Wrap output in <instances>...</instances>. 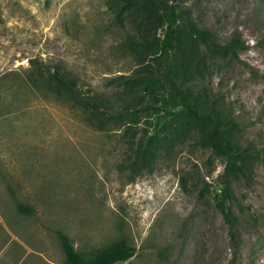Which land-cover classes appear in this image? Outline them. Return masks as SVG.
<instances>
[{
  "label": "rangeland",
  "instance_id": "rangeland-1",
  "mask_svg": "<svg viewBox=\"0 0 264 264\" xmlns=\"http://www.w3.org/2000/svg\"><path fill=\"white\" fill-rule=\"evenodd\" d=\"M182 8L220 43L236 31L247 44L237 59H214L205 84L223 95L243 145L260 147L264 0H183ZM124 35L112 25L109 0H0V165L23 164L19 172L43 190V219L56 245L50 260L65 259L61 231L82 252L125 236L135 255L116 264H264L263 164L229 184L231 230L215 199L223 163L193 136L128 181L121 130L93 129L79 107L29 77L30 59L61 62L80 87L111 95L110 79L134 68L117 49Z\"/></svg>",
  "mask_w": 264,
  "mask_h": 264
},
{
  "label": "trees",
  "instance_id": "trees-1",
  "mask_svg": "<svg viewBox=\"0 0 264 264\" xmlns=\"http://www.w3.org/2000/svg\"><path fill=\"white\" fill-rule=\"evenodd\" d=\"M182 4L183 0H109L112 25L125 34L117 49L134 61L132 73L110 79L111 95L80 87L78 78L61 62L43 64L30 59L33 70L29 77L40 80L49 95L79 107L93 129L121 130L129 151L128 181L150 171L157 158L169 155L183 136H193L195 144L223 163L228 181L218 185L215 199L232 230L235 219L227 206L229 184L264 165V142L260 147L243 145L223 95L208 89L205 80L211 75L214 59H237L248 46L236 31L220 43ZM141 120L145 125L139 127ZM204 186L207 189L209 184ZM56 236L64 264H116L135 255V247L125 236L89 252L76 249L61 231Z\"/></svg>",
  "mask_w": 264,
  "mask_h": 264
},
{
  "label": "crops",
  "instance_id": "crops-1",
  "mask_svg": "<svg viewBox=\"0 0 264 264\" xmlns=\"http://www.w3.org/2000/svg\"><path fill=\"white\" fill-rule=\"evenodd\" d=\"M10 165H0V264H57L50 260V248L56 245H50L49 224L43 219V190L19 172L23 164Z\"/></svg>",
  "mask_w": 264,
  "mask_h": 264
}]
</instances>
